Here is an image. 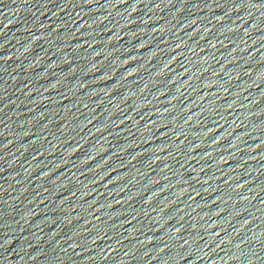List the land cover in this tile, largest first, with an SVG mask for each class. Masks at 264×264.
<instances>
[{
	"label": "water",
	"instance_id": "95a60500",
	"mask_svg": "<svg viewBox=\"0 0 264 264\" xmlns=\"http://www.w3.org/2000/svg\"><path fill=\"white\" fill-rule=\"evenodd\" d=\"M0 264H264V0H0Z\"/></svg>",
	"mask_w": 264,
	"mask_h": 264
},
{
	"label": "snow or ice",
	"instance_id": "6c2138e0",
	"mask_svg": "<svg viewBox=\"0 0 264 264\" xmlns=\"http://www.w3.org/2000/svg\"><path fill=\"white\" fill-rule=\"evenodd\" d=\"M221 19H223V18H221ZM141 47H143V45H141ZM97 55H99V53H97ZM154 55H155V54H154ZM133 59H134V58H133ZM125 63H128V61L126 60ZM133 71H136V70H133ZM130 75H131V73H130ZM105 78H107V77H105ZM189 119H191V117H190ZM117 179H118V178H117ZM176 231L178 232V231H180V230H179V229H176ZM149 242H150V241H149ZM160 251L162 252V251H164V249L161 248Z\"/></svg>",
	"mask_w": 264,
	"mask_h": 264
}]
</instances>
